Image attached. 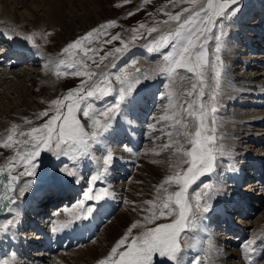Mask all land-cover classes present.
Returning a JSON list of instances; mask_svg holds the SVG:
<instances>
[{"label": "rangeland", "instance_id": "374dc122", "mask_svg": "<svg viewBox=\"0 0 264 264\" xmlns=\"http://www.w3.org/2000/svg\"><path fill=\"white\" fill-rule=\"evenodd\" d=\"M0 1H7L9 3L14 2L12 3V6H10V8H16L18 15L24 18L22 19V23L0 19V29H4L3 31L5 32V35L7 31L8 38L12 36L14 40H16V44L17 42H20V47L24 49L21 50L19 48L18 50H16L13 48V46L10 48L8 46L9 43L6 37H0V53L5 54V57H3V61H1L0 63V141L6 139L7 136L11 134L10 130L13 128V126H16L17 129L14 134L15 140L23 141L26 139H30L29 136H21L20 133H28L31 128L40 127L41 125H43L47 121L48 117L41 116L40 113L48 110L49 115H52L55 111L50 102L56 98H62L69 89L77 88L80 86L81 80L84 79L83 77L65 74L73 71V69L66 67L67 64L73 62L74 60H78L80 56L79 54L69 56L68 54H65L63 52V49L68 43L73 42L78 37L83 36L90 30L98 28L100 25L105 24L107 21H115L116 24L115 26L107 29L106 35L101 34L98 39H94L93 42L88 46L94 47V45H96L98 55L95 56L94 59H96L97 61H99V57L103 56L105 52L112 51L113 54L109 55L103 61V63L100 64L99 69L96 68V65L93 64L91 60L87 61V63L89 65V70L99 71L108 76L111 80L113 88L116 90L113 91L110 95L105 96L101 99L92 98L90 100L95 112L99 113L103 111L108 105L113 104L118 98V89L120 85L116 81L115 76L120 74L123 70H126L127 72L134 74L135 76H138L140 80L139 84L133 85V91L134 88L139 86L141 87L143 85H147L145 87L146 89H148L151 84H154L158 87L161 83L160 78H163V76L165 77V80H167V82L163 80V83L160 84V90H155L157 99L158 95H163V97L160 100L158 99L155 106H152V113H154H149L147 114V117L144 118L146 120L145 122L148 123L149 126L155 127L156 125L157 129L151 131V133H147L148 129L145 130L143 139L144 141L140 140L139 144L135 146L138 151H134L133 147L128 144L127 140H121V142H119L117 139L115 140L116 142H113V144L110 145L109 143L111 142V140H105V138L102 139L103 136H107V131L101 132V135H99L95 140L90 141V148L88 149V153L89 150H92L93 148L94 149L92 151L94 152L95 150V152L92 154L89 153L88 157L86 158L83 157L84 155H78V158L74 161L71 158L73 154L69 153V155L65 156L68 157V160H64L62 159L64 155L58 156L55 151H42L40 156L35 159L36 168L34 176L21 175L25 171L24 163L22 161H12V163L15 165L13 171L20 175V180L21 182L23 181V185L25 187L23 194L21 193L19 196V191L17 193L19 198H21V202H25L26 200H28V188H33L34 192L32 191L31 194L35 195V192L41 191L43 189L51 193L59 188L69 187L72 184H74L72 186L80 184V190L78 191V193H76V200L69 207V209H67L68 204L66 200L68 198V195H65L62 197V199H58L57 201L49 200V204L45 203L43 205V210L46 216L44 217L43 212L42 216H40L41 218L38 220L33 219L32 216H28V214L26 217H24V214H22L21 212L12 213L11 210L6 216L0 218L1 227L7 224L8 221L17 223V219L20 215V217H22V221L24 220V223H18L19 226H17L16 229L12 227V235L17 234L24 242H36L38 244L39 242H44V238L42 239V235L40 233L37 234V232L39 231L37 229L38 226L41 228L44 225L46 235L54 237V233H57L58 231L53 232L52 228L54 226H58L57 222H59V218H67L65 219L66 221L73 220L75 217L69 215L68 210H71V208L72 210L76 209V206L82 198L83 191L89 186L90 177L92 175H95L98 171L103 175V179L98 180L93 187L95 189H106L110 193V195L108 196L113 200V202L109 205L111 209L105 211L106 216H103V214L101 213L100 205L107 196L104 200L99 202H86V206L87 204L96 205L95 211L92 216L87 220H81L84 224H88L91 219L96 222L93 236L90 237L89 240L87 238L77 239L74 241L75 243L72 244L71 239L63 240L64 244H62L61 246H55L54 251H51V253L48 251L49 254L47 255L41 254L35 256V251L41 252L46 251L47 249L41 246H37V244H32L31 246L25 244V247L27 248H24V246L21 245L23 243L22 241H20V243L18 244L12 243L14 241L9 242L8 240H6L5 233L0 231V239L2 241L0 242V264H3L4 261H9L11 262V264H40L41 262L43 264H52V260H54L56 255L66 254L69 251H73L75 249L77 250L79 248L82 249L85 245L90 244L92 241L98 240L99 238L101 239L103 234L105 233V228L110 223V221L114 219L124 208H126L124 207L125 197L127 195V192L129 191L128 186L135 180L134 175L136 173L137 166H139L140 164V169H142L144 167V164L147 163L148 160L152 165L158 164L157 160L149 159L151 156H157L158 158L166 156L169 158V163L165 161V159L163 162H159V165L162 166L165 172L163 179H165L168 175L173 174V172L177 169V166L186 168L187 165L182 164V160L186 158L177 153L176 159L172 160L170 159L169 150L172 148L175 150L180 146H183L185 149L191 147V145L187 143L183 133L194 132L197 125V120L194 117L188 118V110L186 108L187 104H193L194 108L197 110L199 109L200 105L203 104L205 109L208 110V116L205 121L207 129L206 134L213 135L215 137L214 147L217 149L215 170L201 176L188 189V199L193 205H195V193L203 192L204 184H212L213 186H215L219 181L226 185L227 183H225V181H227V177L230 179L232 178L233 171H244V173L246 174L243 176L244 178L242 177L244 181H237L240 188H237L236 186L237 189L233 190L234 188L225 187L224 184H222L220 187V183L215 186L216 189H219L220 187V196L221 194H228L229 196L231 190L233 192L240 191L239 189L245 191L247 190L246 188L249 186H247V184L250 181L258 179L256 177V174L253 173V167L259 172L264 170V164L262 166L261 164L259 165L257 162H255L260 159L264 161V135L262 136L261 134H264V99L257 95L249 94V96H251V98L256 102L250 100L251 98L249 96L244 95H242V97L240 98V101H242L243 104L239 102V99L238 101L234 102H228L226 100L225 102L223 101L226 95L225 89H228L225 88L224 78L225 75H228L229 73H233L235 75V78L240 77V79H244V77H246L245 80H248L249 83H253V81L262 82L263 85L259 83V86L264 87V75H259L260 73L264 72V56H259L261 53H264V48L256 47V49L253 50L251 46L248 45V43H239L240 47L236 52L238 58L235 61L232 60V62L228 61L227 56L234 55L227 52L226 49L227 46H229L228 42L232 46L238 45L239 39L234 36H231L230 38L228 37L229 27L231 28L233 23L232 21H234L235 19L243 18L244 15V17H247L245 18L246 20L249 18L248 21H251V23H255V21H258L259 26L264 27V0H262V4H260L261 0H239L238 5L236 6L238 8V11L232 17L224 21L223 29H221L219 23L217 24V27L213 28V33L215 35H221V31H223V35L221 36V47L219 52L216 51L217 42L214 39L209 38L205 44L204 51L209 64L205 68V83L202 86L203 95H199L201 88L199 87L198 78L194 73L182 72L181 76H183V79H181V76H176L173 79L170 78L166 73H161V68L165 63L163 60V55H165L167 52L172 51L171 47L161 48L158 52L148 51V47L151 46L152 39L157 38L162 32L173 29L176 26L175 21H169L168 24L163 23V21L168 19V16L165 13L175 14L176 12L181 11L182 8L189 6L186 3L180 2V0H175L174 3H170L169 0H149V2L147 3L145 2V0H128V2H125V0H63V3L65 4V7L63 8L65 12V25L59 27H54V25H51L50 22H48L49 16H51V12L53 10L51 0H17L16 2L15 0ZM257 2L260 5H257V8H252V6H254V4H256ZM246 10L248 12H243ZM130 12L133 13V15H129ZM186 15L188 14H184V16ZM184 16H182V19L184 18ZM38 18H41V21ZM141 24L145 25L146 27L140 28ZM154 26L158 28V32H154L149 35L146 31V28ZM133 29H137L138 32L134 33ZM141 33L142 35H140ZM248 33L250 34L251 32ZM33 34H35L33 36L35 45H37L38 47H34L33 43L25 39L26 36ZM117 34L120 37L119 40H114L111 44L105 43L106 40ZM134 35H136L135 40H133ZM241 36H244L243 33H241ZM245 37L247 36H244L242 38L240 37V39L245 40ZM121 41L127 43L128 47L123 53H115L113 51L115 48L122 47ZM27 48L30 50H28ZM136 50H144L145 53H149V55L148 57H145L144 60H138L140 56L134 54ZM18 51H29L33 55H36L38 60H36V57H34V59L31 61H23L19 59ZM250 52L255 55V59L253 57L244 58V56L246 57V55H250ZM131 53H133L134 55H130ZM122 54H125V57L122 62L118 63V61L121 60V58L119 57H121ZM126 56L128 58H126ZM217 56L220 57V61H222L223 63V69L218 89L216 88V82L214 80L215 73L212 69V65H215L217 63ZM61 60L64 61V65H62L60 68L61 74L57 75L56 66L60 64ZM243 60H248V62L243 65ZM133 61H135L134 64ZM113 65H115V67H113ZM236 65H243L244 68H237ZM136 69H140V72L136 73ZM159 71L160 75L158 73ZM251 73L253 76H251L250 79L249 74ZM17 74L19 75V77L16 76ZM47 78H49L51 82H47ZM99 78L103 79V76ZM50 83L54 85L55 89H50ZM193 83H197L198 88L192 95H187L186 92L190 90V86ZM173 86H178V91L175 94V100L172 104L170 113L172 114L177 110L175 108L177 104H183L185 107L179 109L180 116L178 118H180L181 120V125H184L186 127L176 125L172 120H160L163 116L169 115L167 111L162 109V105H167L170 103V95H165L164 91ZM214 90L215 92H217L215 101L212 100ZM133 91L131 94L134 93ZM137 95L138 94H135L134 96L136 97ZM26 99L30 100V104H26ZM132 103H134L133 98L129 101V104L124 110L127 115L131 111L128 106ZM213 105L217 109L215 113H211L210 111ZM121 106L122 107L120 108L119 112L113 114L114 118L111 126L117 125L116 120H121L120 112L123 115L124 104H121ZM245 116H254L260 118H257L258 120H254L251 125H248L247 123H240L238 119H243V117L245 118ZM77 117L78 119H80L87 133L91 134L97 131V129L93 127L92 121L90 119L84 117L81 113H77ZM95 118L103 120L102 116L97 115ZM183 118L186 122H183ZM150 120L152 121V123ZM232 125H239V127L231 129L230 126ZM212 128L215 129L214 133L211 131ZM232 130H234V132H232ZM240 133L242 134L240 135ZM247 134L251 135L248 136ZM244 135H247V137H243ZM122 136H124V134H122ZM257 137H261L259 143L255 141V138ZM135 139L137 140V137ZM97 142H103L97 145L98 148H104L105 144V146H108L107 148H104L105 153L109 148V150H111L113 154V160L108 166V171L106 173L104 172L102 167L103 158L106 154H103L104 150L102 149L96 150L94 145H96ZM165 144H172V147L164 148L163 146ZM29 147L30 145L25 146L23 143L13 144L12 147L8 148L0 146V167L6 166L9 163V159L16 156V153L18 151L25 152ZM238 154H241L240 158L238 157ZM92 155H95L98 160ZM129 156L134 158V162L132 161L133 163L131 162V164H126L128 168H131V170L127 174L122 166L123 163L121 162L123 158L128 159ZM227 156H229V158ZM91 157L95 159L96 162H99V167L97 166L96 168H90V164L88 163L84 165L83 161H87V159H91ZM242 157H248L246 163H248L249 160H253L254 162H250L248 164L245 163L248 166H244L241 163H239L238 166L236 163H234L235 161L241 160ZM59 161L60 166L56 167L55 165ZM116 161L117 163L114 164L113 162ZM65 165H67L69 168L74 167L78 172V177H70L61 172L60 169L65 167ZM87 165H89L90 168L88 170ZM234 166L238 168L235 169ZM110 167H112V169H110ZM109 171H112V173L115 172L114 174H117L119 171H121L123 176L121 174H117V176H111L109 174ZM247 172L253 173L252 176H249ZM138 174H140V171L138 172ZM249 177H251L252 180H248L250 179ZM27 181H30V183H26ZM135 184L142 186H138L136 188V191H138V194H135L137 195V199L135 198V200H137V203L138 201L146 202L148 200H155L157 196L162 193V190L161 193L157 192L156 182L151 178L143 182L139 180L135 181ZM229 184L232 185L234 184V182L231 180V182H228V185ZM149 186L153 187L154 191L156 190L155 192L153 190L151 191V195L153 194L152 196L147 194V188ZM165 186L168 187L167 185ZM251 189H254L256 195H262L261 198L264 197V186H254L252 188H248V191ZM176 190H178V186L175 184L171 185V187L169 188V191ZM213 191L214 190H212L211 196L215 198V195H217L218 192L214 191L213 193ZM25 192L27 193L24 194ZM49 193H44V196L40 198L39 202L41 203L48 199V196H51ZM32 195H30V198L34 196ZM130 199L132 201L130 202V204H136V202L133 201L131 197ZM245 200L246 199L238 200L236 205L233 202L229 204H233V207L235 206V208H232L231 206L232 211L230 215L232 218L229 217L230 219L228 221H226V219L223 220L222 215H217L219 214L218 212H213V214H209L207 221L208 223L204 222V212L202 213V217L195 229H193L191 232L181 233L179 242L182 246H184L186 241L189 244V241L193 240V236L197 234V231L199 233L197 235L198 239V236L201 235L204 228L207 227V231H205L204 235L200 238V241L197 239L195 240L199 241L200 249L196 251L193 247L185 248V251L183 253V261H188H186L187 263L185 264H192V261L195 257H199L202 264H217V261L210 263V260L207 258V253L209 254L210 249L218 242L222 245L221 250L223 249L222 252H224V256L221 255L220 258L225 260V264H243V261L245 263L246 259L243 255L241 257L239 255L236 256L237 250H242L243 254V245L250 242L252 237H259V235L264 231V200L263 202H260V206H256V208L251 209V212L249 214L246 213L248 210V206L245 205ZM218 202H220L224 206H229L227 203H223V201ZM218 202L213 201L212 198L207 200L208 205L212 203L215 205V203ZM39 206H42V204H40ZM106 209L107 206L104 207V210ZM29 210L38 212V210H36L32 205H30L28 210H25V212H28ZM132 211L136 210L133 209ZM193 211H197L195 207L193 208ZM59 212L60 214H58ZM29 214L32 215V213L30 212ZM148 215H150V213L145 214L143 218L139 220L141 221L143 227L139 229H133V235L139 234V232L143 231L146 227L155 226V223H169L171 222V219L174 218V216L161 218L160 220L155 221L153 224H148L144 219L145 216ZM197 215H200V213L197 212ZM210 217H212V219ZM240 218H243V220H245V223L242 222ZM231 221L236 228H241L243 232L233 231V226H231L230 228L229 225V222ZM201 223H204L205 227L202 226ZM34 225L36 226L34 227ZM9 230H11L10 227L8 228V232ZM85 230L89 231V228ZM227 230L228 232L226 235L221 234V231L226 232ZM125 232L119 234L120 236L115 240V242L120 239L125 234ZM216 232L218 233V235ZM9 236L10 234H8V237ZM115 242L111 247L114 246ZM111 247H107V252L103 256H106L109 253ZM234 252L236 254H234ZM103 256H101V258ZM259 258L261 259L260 264H264V251L261 253ZM153 264H171V262L167 261L163 257L154 255ZM246 264L248 263L246 262Z\"/></svg>", "mask_w": 264, "mask_h": 264}, {"label": "snow or ice", "instance_id": "6c2138e0", "mask_svg": "<svg viewBox=\"0 0 264 264\" xmlns=\"http://www.w3.org/2000/svg\"><path fill=\"white\" fill-rule=\"evenodd\" d=\"M128 2V0H125ZM149 2V0H145ZM174 3L175 0H169ZM182 3L189 5L184 7L181 11L172 13H165L168 19L163 21L168 24L169 21H175L176 26L173 29L162 32L157 38L151 40V46L148 47L149 52H158L161 48L171 47L172 51L163 55L164 66L161 68L162 73H166L170 78L181 76L182 72L194 73L198 78L199 87L201 88L199 95H203L202 86L205 83V68L209 62L204 51L205 44L209 38L217 42L216 51H220L221 35H215L213 28L217 27L219 23L223 29L224 21L232 17L237 11L236 7L239 0H180ZM184 14H188L184 16ZM133 15V13H129ZM182 16L184 18L182 19ZM115 21H107L78 37L73 42H70L63 49L65 54L74 56L79 54L80 58L67 64V68L73 69L66 75H73L83 77L81 84L77 88L69 89L62 98H56L50 103L54 107V114L49 115V111L45 110L40 113L41 116L48 117L47 121L40 127H34L28 133L21 132L20 135H27L30 139L17 141L14 139L16 126L10 130L6 139L0 141V146L5 148L12 147L13 144L23 143L29 146L25 152H17L16 156L9 159L6 166L0 167V207L15 203L11 193L15 190L16 184L19 181L18 176L12 175V170L15 165L13 160L22 161L24 163L25 171L21 175L34 176L35 175V159L40 156L42 151H55L58 156H67L72 153L71 157L74 161L78 155H88L90 148V141L95 140L101 132H107L111 127V121L114 118V113L119 112L121 104L131 95L133 85L139 84L138 76L123 70L120 74L115 76L116 81L120 85L118 89V98L113 104L108 105L103 111L97 113L93 110V105L90 102L92 98L101 99L110 95L116 89L113 88L111 80L102 72L89 70L87 61L91 60L96 68H100V64L113 52H105L103 56L99 57V61L94 59L98 55L97 50L89 47L94 39H98L101 34L106 35L107 29L115 26ZM146 26L141 24L140 28ZM146 31L149 35L158 32L157 27H147ZM137 33V29H133ZM33 35H28L25 39L35 45ZM142 35V33L140 34ZM119 35H114L106 40V44H111L114 40H119ZM136 35L133 36V40ZM122 47H117L113 51L115 53H123L128 45L121 41ZM217 63L212 65L214 70V80L216 88H219L223 63L220 57L217 56ZM135 61H133V64ZM64 65L61 60L57 67V75H60V68ZM115 67V65H113ZM140 69H136L139 73ZM103 76V79L99 77ZM183 79V76H181ZM198 88L197 83L190 86V90L186 92L187 95H192ZM217 92H213L212 100L215 101ZM171 100V96H170ZM183 104H177V109L171 115L162 117L164 120H172L174 124L181 125L179 109L184 108ZM187 116L189 118H196L197 125L194 132H184L183 135L191 145L190 148L185 149L183 146L177 147L176 152L181 154L186 159L182 160V164H186V168L177 166L173 174L168 175L164 181L157 186V192L162 193L157 196L155 200H148L145 203L151 207L146 209L150 215L145 216V221L148 224H153L161 218L173 217L169 223H155L153 227H146L139 234L133 235V229L142 228L141 221L133 222L126 230L125 234L118 239L114 246L111 247L109 253L97 261V264H153L154 255L165 258L171 264H184L183 253L186 247H194L188 244L182 246L179 242L181 233L191 232L195 229L202 217V213L207 212L209 205L208 199H211L213 186L204 184L203 192L195 193V205L188 199V189L201 176L215 170L216 151L214 147L215 137L206 134V118L208 110L201 104L199 109H195L193 104H187ZM211 113L217 111L213 105L210 109ZM77 113H81L92 121L93 127L97 129L91 134L87 133L82 125ZM102 116L103 120L95 118ZM214 123V120H213ZM151 127V126H150ZM181 127H185L181 125ZM211 131L214 133L215 129ZM171 135V134H169ZM174 143V142H173ZM164 148L172 147V144H165ZM113 160L111 150L106 152L103 158V170L106 173L108 166ZM61 172L70 177H78V172L75 168H69L67 165L60 169ZM103 179V175L98 171L92 175L89 180V186L83 191L82 198L76 206L75 210H68L69 215H72L77 220H87L95 211L96 205L87 204L89 201H102L110 193L106 189H95V183ZM78 182V181H77ZM26 183H30L27 181ZM177 185L178 190L169 191L171 185ZM167 185L168 187H166ZM23 194L24 189L20 190ZM197 210L193 211V208ZM197 212L200 215H197ZM78 213V214H77ZM8 221L7 224L0 228V231H6L8 225L12 224ZM72 221L57 222L58 226L52 228L53 232L60 230V228L70 227ZM251 241L243 245V256L246 260L251 261V253L255 251L251 248ZM3 264H11L9 261H4ZM192 264H202L199 257H195Z\"/></svg>", "mask_w": 264, "mask_h": 264}, {"label": "bare ground", "instance_id": "6f19581e", "mask_svg": "<svg viewBox=\"0 0 264 264\" xmlns=\"http://www.w3.org/2000/svg\"><path fill=\"white\" fill-rule=\"evenodd\" d=\"M17 0H15V2H16ZM12 3H14V2H12ZM12 3L10 2H7V1H0V19L1 20H5V21H14V22H17V23H22L23 22V20L22 19H24V18H22L21 16H19L18 15V12L16 11V8L15 9H12V8H10V6H12ZM51 3H52V7H53V10H52V12H51V16H49V20H48V22H50V24L51 25H54V27H59V26H64L65 25V22H64V15H65V12H64V10H63V8L65 7V4L63 3V0H51ZM263 3H264V1H263ZM260 4H262V0H261V3ZM260 4H258V2L256 3V4H254V6H252V8H257ZM258 5V6H257ZM243 12H248L247 10L246 11H243ZM241 16V15H240ZM247 16V15H246ZM245 18H247V17H244V15H243V18H237V19H235L234 21H232L233 23H232V26H231V28L229 27V33H228V37L230 38L231 36H234V37H236L237 39H239V41H238V45H236V46H232V45H230L229 44V42H228V45L229 46H227V52H229L230 54H233L234 56H232V55H230V56H227L228 57V61H230V62H232V60L233 61H235V60H237V58H238V56L236 55V52L238 51V49H239V47H240V45H239V43H243V44H247L248 43V45H250L251 46V48L253 49V50H255L256 49V47L258 48H264V27H262V26H259V24H258V21H255V23L254 22H252L251 23V21H248L249 20V18L246 20ZM25 19H26V17H25ZM39 20L41 19V18H38ZM43 20V19H42ZM41 21V20H40ZM243 25V26H242ZM4 30V29H3ZM3 30H1L0 29V37H6V39L8 40V46L11 48L12 46H13V48L14 49H16V50H18L19 48L21 49V50H24V49H22L21 47H20V42H17V44H16V40H14V38L11 36L10 38H8V35H7V31H6V35H5V32L3 31ZM248 32H251L250 34L248 33ZM241 33H243V35L244 36H247V37H245L244 39L245 40H241L240 39V37L242 38V37H244V36H241ZM61 37V36H60ZM65 37V36H64ZM247 39V40H246ZM259 43H261V44H259ZM5 46V45H4ZM25 46V45H24ZM141 47V46H140ZM28 49V48H27ZM28 50H30V49H28ZM128 52V51H127ZM28 53V54H27ZM18 54H19V59H21V60H23V61H26V60H29V61H31V60H33L34 59V57H36V60H38L37 59V56L36 55H33L31 52H29V51H18ZM30 54H31V56H30ZM133 53H131L130 55H132ZM134 54L135 55H139L140 56V58L138 59V60H144L145 59V57H148V55H149V53H145V51L144 50H136L135 52H134ZM133 54V55H134ZM144 54V55H143ZM250 55H246V57L244 56V58H254V54H252V52H250L249 53ZM121 55V54H120ZM259 56H264V53H261ZM3 57H5V54H2V53H0V63H1V61H3ZM124 57H125V54H122V56L121 57H119V58H121V60H119L118 61V63L119 62H122L123 61V59H124ZM137 57V56H136ZM126 58H128L127 56H126ZM125 58V59H126ZM255 59V58H254ZM37 62V61H36ZM248 62V60L246 61V60H243L242 61V64L244 65V64H246ZM264 63V62H263ZM152 64H154V63H152ZM231 64V63H230ZM229 64V65H230ZM254 64V63H253ZM243 65H236V67L237 68H244V66ZM160 67V66H159ZM158 67V68H159ZM157 68V69H158ZM22 71V70H21ZM159 73V75H160V71L158 72ZM162 73V72H161ZM3 74V73H2ZM1 74V75H2ZM8 74V73H7ZM19 74V73H18ZM16 75L17 77H19V75ZM231 74V75H230ZM6 75V74H5ZM259 75H264V72H262V73H260ZM15 76V77H16ZM248 76V75H247ZM251 76H253L252 75V73L251 74H249V77H250V79H251ZM4 77V76H3ZM186 78V77H185ZM234 78H235V75L233 74V73H229L228 75H225V78H224V83H225V88H228L227 90L225 89V92H226V95H225V98H224V102H225V100L226 101H228V102H234V101H238V99H239V102H241L242 103V101H240V98L242 97V95H244V96H249V94L250 95H252V94H254V95H257V96H259V97H262L263 99H264V87H262V86H259V83L261 84V85H263L262 84V82H254L253 81V83L251 82V83H249V81L248 80H245V78L246 77H244V79H240V77L239 78H235V80H234ZM241 78H243V77H241ZM253 78V77H252ZM1 79V78H0ZM18 79V78H17ZM48 79V81L47 82H51L50 81V79L49 78H47ZM249 79V78H248ZM264 79V78H263ZM163 80H165V77L163 76V78H160V81H161V83L160 84H162L163 83ZM169 81V80H168ZM165 82H167V80H165ZM160 84H159V86L157 87V86H155L154 84L152 85H150L149 86V88L148 89H146L145 87L147 86V85H143V86H139V87H136V88H134V93L133 94H131L126 100H125V102L124 103H122V105L124 104V109H123V115L121 114V112H120V119L121 120H116L117 121V125H112L110 128H109V130H108V133H107V136H103L102 137V139L103 138H105V140H111V142L109 143L110 145H112L113 144V142H116L115 140H117L118 139V141L119 142H121V140H127V142H128V144L131 146V147H133V150L134 151H138L137 150V148L135 147V146H137L138 144H139V142H140V140H142V141H144L143 139H144V134H145V130L146 129H148L147 130V133H151V131H154V130H156L157 129V126L155 125V127H153V126H149L148 125V123H146L145 121V117H147V114H151L152 113V111H153V107L152 106H155L156 105V103H157V101H158V99L160 100V99H162V97H163V95L161 96V95H158V99L156 98V91L157 90H160ZM253 85H255V86H253ZM164 86V85H163ZM49 87H50V89L52 88V89H55L54 88V85H52V83H50L49 84ZM261 89H260V88ZM156 90V91H155ZM178 91V86H173V87H169L168 89H166L165 91H164V93H165V95H170L171 96V101H170V103L169 104H167V105H162V109L163 110H165V111H167L168 113H169V115H171V113H170V110H171V107H172V104H173V102H174V100H175V94H176V92ZM215 91V90H214ZM135 94H138L136 97L134 96ZM250 98H251V96H249ZM134 99V103H132V104H130L129 106H128V108L131 110L130 112H129V114H130V116H129V114L127 115V113L126 112H124V110L126 109V106L129 104V101L131 100V99ZM250 100H252V101H255L254 99H250ZM258 100H260V99H258ZM32 101V100H31ZM223 101H221V102H223ZM132 102V101H131ZM256 102V101H255ZM32 103V102H31ZM26 104H30V100L29 99H26ZM134 104H135V106H136V108H135V106H134ZM243 104V103H242ZM31 106V105H30ZM140 106H141V108H140ZM122 107V106H121ZM120 107V108H121ZM154 110H156V109H154ZM122 111V110H121ZM154 113V112H153ZM152 113V114H153ZM117 115V114H116ZM115 115V116H116ZM255 115V114H254ZM249 116V115H248ZM246 117L245 116V118L243 117V119H238V121L240 122V123H243V124H245V123H247L248 125H251L252 123H253V121L254 120H256L257 118H260V117ZM232 117V116H231ZM154 118V117H153ZM189 118V117H188ZM123 120V121H122ZM152 120V119H151ZM150 120V121H151ZM160 120H164V119H160ZM258 120V119H257ZM149 121V122H150ZM245 121H247V122H245ZM183 122H186L185 121V119L183 118ZM113 123V120L111 121V124ZM151 123H152V121H151ZM156 123V122H155ZM237 123V122H236ZM235 124V123H234ZM240 125V124H239ZM239 125H237V126H234V125H232V126H230V128L231 129H234L235 127L237 128V127H239ZM186 127V126H185ZM244 127V126H243ZM113 128V129H112ZM249 128V127H248ZM245 129V128H244ZM237 130V129H236ZM231 131V130H230ZM241 131V130H240ZM249 131V130H248ZM232 132H234V130H232ZM122 134H124V136H122ZM242 133H240V135H241ZM262 134V136L264 135L263 133H261ZM239 135V134H238ZM248 136H250L251 134H247ZM247 135H244L243 137H247ZM101 137V136H100ZM137 137V140L135 139ZM230 137V136H229ZM238 137V136H237ZM256 137V136H255ZM264 137V136H263ZM260 138L261 137H257V138H255V141H257L258 143H259V141H260ZM236 139V138H235ZM232 140V139H231ZM234 141V140H233ZM100 143H103V142H100ZM100 143H98L97 142V144L96 145H94V147L96 148V150H104L103 151V154H106L105 153V149L104 148H107L108 146H105V144H104V148H98L97 147V145H99ZM231 146V145H230ZM126 147V146H125ZM94 149V148H93ZM92 149V150H93ZM129 149V148H128ZM92 150H89V153L90 154H92V153H94L95 152V150H94V152L92 151ZM108 150H109V148H108ZM130 150V149H129ZM234 150V149H233ZM237 151V150H236ZM107 152V151H106ZM237 153V152H236ZM169 155H170V159H172V160H175L176 159V155H177V152H176V149L174 150L173 148L172 149H170L169 150ZM235 155V154H234ZM239 155V154H238ZM247 155V154H246ZM93 157H95L97 160H98V158L95 156V155H92ZM245 156V155H244ZM84 158H86V157H88V155H84L83 156ZM89 157H90V155H89ZM228 158H229V156H227ZM237 157V156H236ZM239 158L241 157V154L238 156ZM99 158H101V157H99ZM129 158H132L131 156H129L128 157V159H125V158H123L122 159V162L121 163H123L122 164V166H123V168H124V170L127 172V174L129 173V171L131 170V168L129 167L128 168V166H126V164L128 163V164H131V162L133 161V159L134 158H132V159H129ZM62 159H64V160H68V157H62ZM149 159H154V160H157L158 161V164H154V165H152L150 162H149V160H148V162L150 163H145L144 164V167L142 168V169H140V164H139V166H137V168H136V173H135V175H134V178H135V180L133 181V183H131L128 187V189H129V191L127 192V195H126V197H125V205H124V207H126V208H124L114 219H112L111 221H110V223L106 226V228H105V233L103 234V236H102V238L100 239H98V240H94V241H92L90 244H88V245H85L82 249L81 248H79V249H81V250H79V249H75V250H73V251H69L68 253H66V254H61V255H56V257L54 258V260H52V264H96L97 263V261L101 258V256H103L106 252H107V247L108 248H110L112 245H113V243L115 242V240L120 236L119 234H121V233H123V232H125L128 228H129V226L134 222V221H139V220H141L142 218H143V216L145 215V214H147V213H149V212H147L146 211V209H148L150 206L149 205H147V204H145V202H142V201H138V203L136 202L137 200H135V198L137 197V195H135V194H138L137 192L138 191H136L137 189V187L138 186H140V187H142L141 185H138V184H135V181H145V180H147V179H149V178H151V179H153L155 182H156V185L157 186H159L160 184H161V181L163 182L164 181V175H165V172H164V169L162 168V166L161 165H159L160 163L159 162H163L164 161V159H165V161H167L168 162V157H166V156H163V157H157V156H151ZM232 159V158H231ZM247 159H248V157L247 158H243L242 157V159L241 160H238V161H235L234 163H236L238 166H239V163H241L242 165H246V164H248V163H250V162H254L253 160H249V162L248 163H246L247 162ZM61 160V159H60ZM259 161V162H258ZM258 161H255V162H257L259 165L261 164L262 166H263V162L264 161H262V159H260V160H258ZM84 162V165H86V163H88V164H90V168H96L98 165H99V162H96L95 161V159H93L92 157H91V159H87V161H83ZM134 162V161H133ZM132 162V163H133ZM228 162H230V161H228ZM114 164H116L117 163V161L116 162H113ZM169 163V162H168ZM246 163V164H245ZM113 164V165H114ZM112 165V166H113ZM234 165V164H233ZM56 167L57 166H60V161L55 165ZM246 166H248V165H246ZM99 167V166H98ZM89 168V165H87V170L88 169H90ZM234 168L236 169V168H238V167H235L234 166ZM233 168V169H234ZM262 168V167H261ZM110 169H112V167H110ZM232 169V170H233ZM86 170V171H87ZM85 171V172H86ZM140 171V174H138V172ZM258 171V170H257ZM259 172V171H258ZM115 173V172H114ZM114 173H112V171L110 172L109 171V174L111 175V176H117V174H121L122 175V173H121V171H119L117 174H114ZM230 173V172H229ZM248 173V175L250 176H252V174L253 173H249V172H247ZM138 174V175H137ZM147 174V175H146ZM261 174H264V172H262L261 171ZM120 175V176H121ZM125 175V174H124ZM232 178L230 179V178H228L227 177V181H225V183H227L226 185L224 184V183H221V182H219L218 180V183H220V187H221V185L222 184H224L225 185V187H231V188H234L233 190H235V189H237V188H240L239 187V184L237 183V181H244L243 180V176L244 175H246L245 173H244V171L242 172V170H240V171H233L232 172ZM123 176V175H122ZM137 176V177H136ZM243 177V178H242ZM251 179V178H250ZM259 179H261V182L260 181H258V179H256V180H254V181H250L248 184H247V190H245V191H243L242 189H239L240 191H232L231 190V192L229 193V196H228V194H221V196L219 195L220 193H221V189H220V187H219V189H216L215 188V186H217V184L215 185V186H213L212 184V186H213V189L212 190H214V191H216V192H218V194L217 195H215V198H213V196H211V198H212V200L213 201H216V202H218V201H223V203H227L228 205L229 204H231L232 202L233 203H235V205H236V203L238 202V200H243V199H246L245 200V205H247L248 206V210H247V212L246 213H250L251 212V209H254V208H256V206H260V202H263V200H264V197L263 198H261V196L260 195H256V193L254 192V189L252 190H249L248 191V188H252V187H254V186H257V187H263L264 186V177H259ZM231 180L234 182V184H229L228 185V182H231ZM216 181V182H217ZM81 183V182H80ZM108 183H110V182H108ZM112 183V182H111ZM147 183V182H146ZM120 184H123V183H120ZM72 185H74V184H72ZM72 185H70L69 187H63V188H59V189H56L55 191H53V192H51V193H49L48 191H45V189H43V190H41V191H37V192H35V195L33 196L31 193H32V191L34 192V189L33 188H28L29 190H28V195H27V199L28 200H26L25 202H21L20 200H21V198H19V196H20V194H21V189H25V187H24V185H23V181L19 184V186H18V189H20V190H18L17 189V193H18V191H19V196H18V201L16 202V203H14L13 204V206L10 208V210H11V212L13 213V212H21L22 214H24V217H26L27 216V214H28V216H32V218L33 219H40L41 217L40 216H42V213L44 212V210H43V205L45 204V203H48L49 204V200H55V201H57L58 199H62L61 198V196L63 197V196H65V195H67V193H71V196H74V198H73V200H72V202L69 204V206L67 207V209H69V207L74 203V201L76 200V193H78V191L80 190V184H77V185H75V186H72ZM72 186V187H71ZM118 186H120V185H118ZM236 186H237V188H236ZM251 186V187H250ZM71 187V188H70ZM155 187V186H154ZM143 188H145V187H143ZM230 188V189H231ZM147 194H149L150 196H152L151 195V191L153 190V187H151V186H149L148 188H147ZM229 190V189H228ZM154 191V190H153ZM156 191V190H155ZM154 191V192H155ZM214 191H213V193H214ZM135 192V193H134ZM143 192V191H142ZM242 192V193H241ZM27 192H25L24 194H26ZM44 193H49L51 196H48L49 198L48 199H46L45 201H43V202H39V200H40V198L41 197H43L44 196ZM75 193V194H74ZM37 194H39V195H37ZM145 194V193H144ZM18 195V194H17ZM30 195H32L33 197H31L30 198ZM116 195V194H115ZM114 195V196H115ZM133 195H135V196H133ZM146 195V194H145ZM26 196V195H25ZM113 196V195H112ZM224 196H226V197H224ZM130 197L133 199V201H135L136 202V204H130V202H132L131 201V199H130ZM30 198V199H29ZM25 199V198H24ZM137 199V198H136ZM226 200V201H225ZM236 200V201H235ZM253 201V202H252ZM113 202V200L112 199H110V197L109 196H107L106 197V199L101 203V205H100V211H101V213L103 214V216H106V212L105 211H107V210H110L111 209V207L109 206L111 203ZM40 204H42V206H39ZM30 205H32V206H34L35 207V209L36 210H38V212H33V211H31V210H29L28 212H25V210H28V208H29V206ZM105 206H107V209L106 210H104V207ZM231 206H232V208H235V206L233 207V204L232 205H229V206H224V205H222L220 202H218V203H215V205L212 203V204H209V209H208V211L207 212H205V214H204V218H203V221L204 222H207L208 221V217H209V214H213V212L214 213H219V214H217V215H222V218H223V220H225L226 219V221H228L230 218L229 217H231V211H232V209H231ZM63 209H65V208H63ZM134 209V210H136V211H132V210ZM20 210V211H19ZM39 210H41V211H39ZM62 210V209H61ZM71 210H72V208H71ZM29 212L30 213H32V215H30L29 214ZM58 212V211H57ZM62 212V211H61ZM67 212V211H66ZM58 214H60V212L58 213ZM46 216V214H45V212H44V217ZM218 216V217H219ZM67 217V216H66ZM18 218V217H17ZM27 218H29V217H27ZM211 219H212V217H210ZM213 218H215V217H213ZM232 218V217H231ZM65 219H67V218H63V217H61V218H59V222H65L66 220ZM240 220H242V222H244L245 223V220H243V218H240ZM1 221V220H0ZM32 221V220H31ZM57 221V220H56ZM67 221H69V220H67ZM72 221V224H71V226L70 227H67V228H60V230H58V232L57 233H54V235L58 238L57 240H56V242L57 241H59L60 242V240L62 239V238H64V237H66V238H68V237H71V236H73V238H76V237H78V236H81V235H83V232L85 231V229H84V225H82V221L81 220H77V219H73V220H71ZM202 221V222H203ZM221 222V221H220ZM23 224L24 223V220L22 221V217H20V215H19V218L17 219V223L16 222H13L12 224H10V225H8V227H7V230L6 231H1V232H3V233H5V235H6V240H8L9 242H11V241H14V242H12V243H14V244H18V243H20V241H22L23 243L21 244V245H23L24 246V248H27V247H25V244H27L28 246L30 245H32V244H37V246H41V247H46V246H50V244H51V241H50V239H46L44 242H39V244L38 243H36V242H24L21 238H20V236H18L17 234L16 235H12V227H14L15 229H16V227L17 226H19V224ZM51 223V222H50ZM54 223V222H53ZM208 223V222H207ZM214 223V222H213ZM202 224V223H201ZM225 224V223H224ZM47 225V224H46ZM96 225V222L93 220V222L92 221H90L89 222V227H90V230L91 231H93L94 230V226ZM223 225V224H222ZM226 225V224H225ZM229 225H230V228H231V226H233V228H232V230L233 231H239V232H241L242 231V229L241 228H236L235 226H234V224L232 223V221L231 222H229ZM36 225H34V227H35ZM202 226H204L205 227V224L203 223L202 224ZM2 227V226H1ZM0 227V228H1ZM11 228V230H9V232H8V228ZM23 227H25V226H23ZM42 228V229H41ZM37 227V229H39V231L37 232V234L38 233H42L43 234V232H44V225H43V227ZM207 229V227L206 228H204V230H203V232L201 233V235H199L198 236V239H197V235L199 234L198 233V231L195 233L196 235L195 236H193V240H190L189 241V244H191V245H194V249L197 251L198 249H200L199 248V241H200V238L204 235V233H205V231H207L206 230ZM210 229H212V228H210ZM224 232V231H223ZM222 231H221V234L222 235H226L227 234V232H228V230L226 231V232H224L223 233ZM243 232V231H242ZM217 233V232H216ZM8 234H10V236L8 237ZM240 234V233H239ZM242 234V233H241ZM209 235V234H208ZM217 235H218V233H217ZM238 235V234H237ZM256 235H259V234H256ZM238 236H240V235H238ZM46 237V236H45ZM205 237H207V236H205ZM241 237V236H240ZM199 240V241H195V240ZM203 239V238H202ZM207 239V238H206ZM244 239V238H243ZM6 240H5V242H6ZM235 240V239H234ZM258 240H259V243H258ZM27 241V240H26ZM220 241V240H219ZM252 243H251V248L252 249H254L255 250V252L254 253H251V256H252V260L251 261H248V260H246L245 261V263H244V261H243V264H246V262H248L249 264H257L258 263V260L256 261V259L259 257V255H261V253L264 251V231L259 235V237H257V236H254V237H252V239L250 240ZM0 242H2L1 241V239H0ZM58 243V242H57ZM56 243V244H57ZM60 244V243H59ZM261 244H262V246H261ZM205 245V244H204ZM221 244H219V242L218 243H216L215 244V246H213L211 249H210V251H209V254L207 253V258L210 260V263L211 262H214V261H217L216 263L217 264H225V260L224 259H222V258H220V256L221 255H223L224 256V252H222V250H221ZM35 247V246H34ZM210 248V247H209ZM206 249V248H205ZM204 249V250H205ZM203 250V249H202ZM38 252H40V251H35L34 252V254H35V256L36 255H41V254H49V252L47 251H41L40 253H38ZM207 252V251H206ZM25 253V252H24ZM234 254H236L235 252H234ZM33 255V254H32ZM46 255H44V256H46ZM237 255H239L240 257L243 255L242 254V250L240 251V250H237V254H236V256ZM239 257V258H240ZM226 259V258H225ZM260 259V258H259ZM41 261V260H40ZM187 260H184L183 262H184V264L185 263H187L186 262ZM238 262H240V261H238ZM42 263V262H41ZM40 263V264H41ZM237 263V262H236ZM242 263V262H241ZM43 264V263H42Z\"/></svg>", "mask_w": 264, "mask_h": 264}, {"label": "water", "instance_id": "95a60500", "mask_svg": "<svg viewBox=\"0 0 264 264\" xmlns=\"http://www.w3.org/2000/svg\"><path fill=\"white\" fill-rule=\"evenodd\" d=\"M12 175L18 176L19 177V181H20V176L18 174L13 173V171H12ZM19 181H18V183H19ZM18 183L16 184L15 190L11 193V195L14 198L15 202L17 201L16 189H17ZM4 204L6 206L0 207V217L3 216V215H5L9 211L10 207L14 203L9 204L7 201H5Z\"/></svg>", "mask_w": 264, "mask_h": 264}]
</instances>
